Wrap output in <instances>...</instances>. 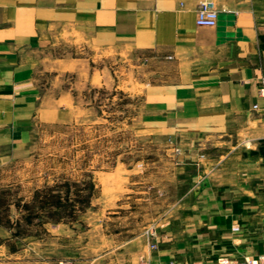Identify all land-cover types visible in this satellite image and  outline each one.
Masks as SVG:
<instances>
[{
    "label": "crops",
    "instance_id": "crops-1",
    "mask_svg": "<svg viewBox=\"0 0 264 264\" xmlns=\"http://www.w3.org/2000/svg\"><path fill=\"white\" fill-rule=\"evenodd\" d=\"M202 1L0 0V161L29 141L38 118L57 119L73 102L64 92L46 103L38 82L41 62L54 77L82 69L79 60L46 57L54 31L72 30L97 49L158 52L176 68L175 79L146 89L162 112L151 124L175 129L186 144L177 172L188 184L153 240L128 234L143 243L117 246L112 264L264 255V0H214L216 27L196 24ZM5 251L0 264H10Z\"/></svg>",
    "mask_w": 264,
    "mask_h": 264
},
{
    "label": "rangeland",
    "instance_id": "rangeland-1",
    "mask_svg": "<svg viewBox=\"0 0 264 264\" xmlns=\"http://www.w3.org/2000/svg\"><path fill=\"white\" fill-rule=\"evenodd\" d=\"M48 39L46 57L82 69L54 77L41 62L46 103L64 92L73 102L57 119L38 118L29 141L0 161V247L10 264H112L117 246L143 243L128 234L153 240L188 184L177 172L186 144L151 124L162 112L146 89L176 68L158 52L97 49L72 30Z\"/></svg>",
    "mask_w": 264,
    "mask_h": 264
},
{
    "label": "built area",
    "instance_id": "built-area-1",
    "mask_svg": "<svg viewBox=\"0 0 264 264\" xmlns=\"http://www.w3.org/2000/svg\"><path fill=\"white\" fill-rule=\"evenodd\" d=\"M219 10L214 0H204L197 10L196 24L199 27H216L218 23ZM258 93L264 97V74L258 83ZM258 108V105H255ZM217 264H264V255L259 257H245L241 260L231 258H220Z\"/></svg>",
    "mask_w": 264,
    "mask_h": 264
}]
</instances>
